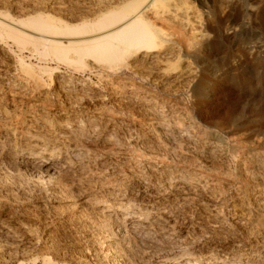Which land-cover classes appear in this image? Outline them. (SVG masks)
<instances>
[{"label":"rangeland","instance_id":"obj_1","mask_svg":"<svg viewBox=\"0 0 264 264\" xmlns=\"http://www.w3.org/2000/svg\"><path fill=\"white\" fill-rule=\"evenodd\" d=\"M35 1L26 0L27 4L31 5ZM54 1L37 0L36 2L46 6L48 14L58 17L60 15L56 13H61L62 17L65 16L64 18L72 21L79 14L91 13L96 6L95 0H61L62 2L56 0L53 3ZM204 1V5H200V2L196 0L190 1L194 10L200 12L202 20L201 31L196 37H192L190 34L192 38L189 39V33H180V36L176 33L177 30H174L176 29L174 26L166 28V32L171 33L169 38L179 45V51L181 50L178 52L180 61H184L186 64L190 63L191 70L194 72L188 79L189 82L183 83L188 85L182 84L179 87L178 85L172 87L168 85L169 87L165 86V88L161 84V78L158 79L160 74L158 70H155L157 67L155 65H152L150 70L148 67L147 72L144 70L145 68H138L134 71L136 68L124 66L115 69H107L101 66L93 69H78L52 59L42 63L37 58L30 60V53L28 51L23 53V56L28 58L26 60L35 65L41 63V65L48 64L47 66L51 68L59 67L57 69L59 74L56 73L59 78L55 77L52 80L49 72L41 73V76L45 74L42 77L44 88L51 92L53 101L56 102L54 93L58 90L59 85L57 84L62 77L72 79L75 85L83 84V94L81 92V95L76 97L72 111L80 112L83 119L87 120L85 122L86 131L84 132L85 138L87 137L86 141L84 140L81 154L78 157L76 152L71 151L70 156L66 155L68 160L62 155L53 160L55 174L51 180L42 179L45 184H42L43 181H40L36 176L35 163L32 161L24 162V157L21 154H14L23 138L20 133L29 127L28 123H31V113L27 109L26 102L29 98L33 99L41 95L33 80L24 74L19 66L20 49L12 43L5 46L0 42V130L2 129L0 131V146L3 148L0 150L3 151L0 152V178L2 179V181L0 179V225L3 223L6 226L19 228V235L22 236V238L19 236V239L22 240L20 249H13L14 251L10 249L9 253L11 251L12 254L15 253L11 255L6 252L4 256L7 258L3 256L5 259L11 257V260L15 261L4 260V258L1 260L2 255H0V264H21V261H23L22 264H44L42 251L47 246L52 247L51 253L47 255L52 260L51 264H79L84 261L83 264H113V262L106 261L107 258L98 253L97 249L95 251L96 247L92 241L94 240L92 236L98 230L96 224L98 215L94 209H91L89 199L98 200L102 207L104 205L103 200L111 197L110 193L115 184L122 185V191L116 194L117 199L130 204L132 207L129 209V214L138 217L135 218L134 224H136L137 229L133 235V241L139 244L134 256L135 259L132 258L135 264H139V262L144 264L145 259L155 254H188L202 263L211 259V264H246L249 261L264 264V256L261 254V256H256L257 258L253 259L255 254L252 252L258 248L264 251L259 242L262 236L257 232V222L253 221L261 213L260 217H264V208L258 209L256 207V202L260 198L256 185L264 182L262 177L264 174V2L258 4L255 11L248 12L246 5L250 0ZM52 3L55 5H51ZM69 10H73L70 11L73 16L75 13L76 15L73 17ZM67 15L72 16L73 19L67 18ZM183 34L186 36L184 37ZM184 42L188 44L189 48ZM70 85L69 88L67 86L65 88L71 90L74 84ZM174 88L177 89V92ZM128 94L138 96L139 99L145 96L146 98L153 97L159 101L158 111L161 109L160 112H163L162 121L167 128L166 135L162 134L160 140L149 139L152 132H148L150 131L148 127L153 121L151 118H155V115H152L149 110L145 111L146 102L141 99L134 100ZM103 102H107L110 106L118 104L116 107L119 112H116L115 120H106L100 117L98 109L103 106ZM148 106L151 107V104ZM7 110L12 115L10 119H7ZM54 112H56L55 107L52 110V113ZM187 114L189 119L186 118ZM27 117L29 118L27 119ZM7 124L10 127L17 126L18 134L9 132ZM33 126L38 128L40 124L34 123ZM186 128L189 129L188 133L185 131ZM178 129H181V133L191 134V140H187L185 137L186 141L176 134ZM91 133L92 135H90ZM171 137L173 138L172 141ZM107 138L114 141L119 138L116 141H119L120 144L117 142L112 145ZM234 140H238L240 143L234 145ZM243 142L246 143L243 144ZM163 143L165 144L163 145ZM118 144L122 147H119ZM212 149L213 153L209 154ZM176 153L179 155L177 156ZM244 158L247 159L246 163ZM28 164L29 166H27ZM203 166L205 167L203 168ZM135 167H138V175L141 176L137 185L133 184L131 174ZM262 172L263 174H261ZM177 173L179 175L182 173V176L186 173L184 174L185 177L198 176L197 178H201L200 180L203 182L208 179L209 181L201 184L203 186L209 185L203 190L198 188L195 199L183 204L184 201L176 199L172 193L175 185L180 186L181 184L179 179L175 177ZM4 175L8 176V179ZM207 175L209 177L205 178L204 176ZM60 187L65 190H61ZM65 191H68L72 196L71 200L76 202L78 209L76 207V209L65 208L68 206L69 200L64 196ZM210 192L215 193L213 195ZM149 196L153 199L151 201L154 205L144 206L143 201ZM99 197L100 199H98ZM242 204L244 207L241 206ZM247 204L251 208L254 207L250 211L253 216L245 210L248 207ZM86 206H88V210L79 213L78 210L81 211ZM147 211H150L151 214ZM157 211L162 213L163 220H165V216L170 215L169 223L167 221L153 223L154 213ZM73 214L78 215L81 219L71 217ZM213 214L219 215L218 218H215ZM69 215L71 216L68 219ZM92 217L96 218L92 219ZM246 220L248 221L246 222ZM250 227L252 229V232L249 231L251 237L248 234V229L251 230ZM170 231L172 234L168 236ZM29 241H32L31 246ZM24 246L26 249L22 251ZM42 246L43 250L40 249ZM158 246L160 247L158 248ZM27 247H31L32 250ZM21 248L23 249L21 250ZM27 249L32 252L29 253L30 251ZM23 252L28 253L26 255ZM21 253L24 254L23 257L20 256ZM76 258L81 261L78 262Z\"/></svg>","mask_w":264,"mask_h":264},{"label":"bare ground","instance_id":"obj_2","mask_svg":"<svg viewBox=\"0 0 264 264\" xmlns=\"http://www.w3.org/2000/svg\"><path fill=\"white\" fill-rule=\"evenodd\" d=\"M36 1H35V3L33 2L34 4L32 3V5H31L29 3L27 4L26 0H0V42H1L2 45H5V46H7V45L9 46L10 43H12L16 47H18V49H20L21 54L18 57L19 58V66H20L22 72L24 74H26L31 80H33V82H34L37 90L39 91V93L41 95L40 97H37V98H33V99L32 98H29L27 100V102H26L27 109L31 113V118H30L31 121L29 120L31 123H28L27 122L28 125H29V127L26 128L25 130H22V128L20 127L21 130H22V133H20V134L22 135L23 138H22L21 142L19 143L20 146L18 145L19 147L16 148L17 151L14 153L15 155L21 154V156L24 157V160H23L24 162L32 161L33 163H35L34 164L35 166L33 165L34 168L37 170V175L36 174L35 175L41 181L42 179L46 180V178H47V179L51 180L53 178V175L55 174L54 173L55 168H54V162H53V160L58 159V156L60 157L62 155V156H65V158H66V155L67 156H70L69 154L71 153V151H73V152H76L77 153V157H78V155L81 154V150H82L81 147H82L83 143L86 141L85 139L87 138V137L85 138V135H84L85 134L84 132L86 131L85 122L87 120L85 121L83 119V116H82V114H80V112H77L76 110H75L76 112L75 111H72L73 110V107H74L73 106V103L75 102L76 97L79 94L81 95V92L84 91L83 90V84H76L75 85V83H74V81H72V79H70V78L64 79L62 77L61 79H59V83L57 84V85H59V88L54 93L55 94V97L54 98H56V102H55V101H53L51 99V94H50L51 92H49L46 88H44V82H43L42 77L45 74H42V76H41V73L42 72L43 73L44 72L45 73L46 72H49L51 74L50 77L53 80L55 77L59 78L58 76H56V73H58V70L57 69H59V67L58 68H54V67L51 68V67L47 66L48 64L47 65H41V63L43 61L52 59V60L57 61L58 63L67 64V65L73 66V67L78 68V69H85V68L93 69V68H96L98 66H101V67L107 68V69H115V68H121V67L124 66V67H128V68L129 67L136 68L134 71H136L138 68L139 69L145 68L144 70L146 71V69L148 67H150L149 68V70H150L151 69V66L152 65H155V66H157L155 70H158V73L160 74L159 75L160 77H158V79L161 78V84H162V86L165 87V86H168L169 85V86L172 87V86H177L178 85V87H179V85L182 86V84L184 82H186V81L189 82L188 79L193 75L194 72H193V70H191L192 68L190 67V65H189L190 63L188 61L187 62L189 64L184 63V61L183 62L180 61V59H179L180 56L178 55L179 54L178 52H181V50L179 51V47H178L179 45L176 44L175 42H173L169 38V36L171 37V35H170L171 33L170 34L167 33L166 32V30H167L166 28L167 27L169 28V27L174 26V28L176 27V29L173 28L174 30H177L178 31L180 29L178 32L176 31V33H178V35L180 33H189V36L191 34L192 37H196L199 34V32L201 31L200 29L202 27V20H201L200 14H199L200 12L198 13V11H195L194 10V6L191 5V3H190L191 0H95L96 3L95 2L94 3L96 4V6L93 9V11L91 10L92 11L91 13H88V14H85V13L84 14H79L77 16H75L76 15V13H75L74 16H75L76 19L73 20L74 22L72 20H68V19L64 18L65 16L62 17L61 16V13H56L57 15H60L58 17L57 16H52V15L48 14L46 12L47 11L46 6H43L42 3H37ZM89 1H91V0H89ZM196 1L200 2V5H204V3H205L204 0H196ZM55 2H56V0L53 3H55ZM59 2H62V1L60 0ZM230 2H232V1L230 0ZM262 2H264V0H250V2L247 3V5H246V10L248 12L255 11L256 6H258V4H260ZM47 3H46V5H47ZM53 3L51 5H55ZM83 4H84V2H83ZM90 4H93V3H90ZM60 9H59V11H60ZM65 9H64V12H65ZM57 10H56V12H57ZM70 11H73V10H69V13H70ZM54 13H55V11H54ZM71 15L73 16V13ZM72 16L69 15L67 18L70 17V19H71ZM170 29H172V28H170ZM174 30H173V32H174ZM173 35L174 34L172 33V36ZM180 36H181V34H180ZM185 36L186 35H184V37ZM192 37L190 36L189 39H191ZM176 38H178V37H176ZM179 39H180V37H179ZM185 44L188 47V44L187 43H185ZM185 44H183V45L185 46ZM193 47H195V46H193ZM2 51H1V53H2ZM25 51L26 52L28 51L30 53V55H31L30 58H29L30 60L31 59H34V58H37V59H39L38 61H40L41 63L40 64H37L36 63L37 65H35L32 62H28V60H26L28 58L27 57L25 58V56H23V53ZM4 52H6V51H4ZM4 56H6V55H4ZM174 56H175V58H174ZM6 58H7V56H6ZM9 59H11V58H9ZM6 60H8V59H6ZM154 67H153V69H154ZM138 72H140V71H138ZM1 76L5 77L4 75H1ZM3 77H2V79H3ZM70 84H74L73 87L71 88V90L66 89L65 87L67 86L69 88V85ZM185 84H187V83H185ZM185 84H183V85H185ZM178 87H177V89H178ZM16 88L17 87H15V89ZM135 89H136V87H135ZM177 89L174 88V90H176V92H177ZM82 94H83V92H82ZM129 96H131V95H129ZM131 97L134 100H140L141 99V98L139 99L138 96H136V97L135 96H131ZM141 100L145 101L146 102L145 105L148 107L147 108L145 106L146 107V110L145 111L149 110V112L152 115H155V118H151V120H153V121L150 122V125L148 127L149 130H150L148 132H152V136L149 135V139L152 138L151 140H153V139L160 140V136L162 134L167 133V128L164 126V124H163L164 122L162 121L163 120L162 119V113L163 112L162 111L160 112L161 109H159V111H158V103H159V101L156 100L153 97H147L146 98V96L144 98H142ZM150 104H151V107L148 106ZM116 105L118 106V104H115V106H113V105L110 106V105L107 104V102L106 103L103 102V106H101L98 109V113H99L100 117L103 118V119L105 118L106 120H115L116 119V114H117L116 112L119 110L116 107ZM54 107L56 109V112L52 113V110H53ZM6 113L8 114L7 115V119L8 118L10 119V117L12 116L10 114V111L8 112V110H7ZM150 113H149V115H151ZM188 114L186 115L187 116L186 118L189 119L190 117L188 116ZM28 118L29 117H27V119ZM186 118H183V119H186ZM34 123H36V125L37 124L38 125L40 124V127L35 128L33 126ZM188 124L189 123H187V125ZM3 125H5V124H3ZM7 126H8V124H7ZM94 126H95V124H94ZM188 126H190V125H188ZM191 126H192V124H191ZM7 128H8L7 130L9 132H16L17 133V130H18L17 129V126H13V127L8 126ZM87 131H88V129H87ZM185 131H187V133H188L189 129L186 128ZM193 132H194V130H193ZM184 133L183 132L181 133V129H178V131H177L176 134H178L183 139H185V137H186L187 140H191V134H184ZM191 133H192V131H191ZM20 134H19V136H20ZM83 135H84V137H83ZM90 135H92V133ZM112 137H113V135H112ZM147 138H148V136H147ZM118 139H116V140H118ZM170 139L172 141L173 138L171 137ZM60 140H62V142L59 143ZM163 140H164V138H163ZM108 141H110L112 145H114L117 142L119 143V141H116L115 142L112 139H108ZM214 142H213V144H214ZM192 143H193V141H192ZM238 143H240V141L234 140V145H237ZM245 143L243 142V144H245ZM119 144H118V146H119ZM164 144L165 143H163V145ZM193 144L195 145V143H193ZM160 146H162V145L160 144ZM116 147H117V145H116ZM1 148L2 147L0 146V150H1ZM125 148H127V147H125ZM173 148H174V146H173ZM221 149H222V147H221ZM2 150H3V148H2ZM0 152H3V151H0ZM211 152L213 153V149L209 152V154H211ZM167 155H168V153H167ZM176 155H177V153H176ZM247 156L249 157V155H247ZM244 159H245V163H246V160L247 159L246 158H244ZM249 159H251V158H249ZM67 160H66V163H68ZM168 161H167V163H168ZM252 162H255V161H252ZM166 165L168 166V164H166ZM27 166H29V164ZM67 166L69 168V165H67ZM194 166H192V167H194ZM249 166H250V164H249ZM189 167H190V164H189ZM204 167L205 166H203V168ZM34 168H32V169H34ZM137 168L136 167L133 168V171L131 172V174H132V182H133V184H136V185L140 182V177H141V176L138 175V172L139 171H138ZM2 169H1V171H2ZM35 169H34V171H35ZM56 170H58V169L56 168ZM188 170H190V169H188ZM250 170H252V169H250ZM7 171H6V173H7ZM182 171H184V170H182ZM193 171H194V169H193ZM176 172H177V170H176ZM186 172H187V169H186ZM184 174H186V173H184ZM184 174L182 176V173H181V175H179L177 173V176H175V177L177 179H179V181L181 182V184H180V186H176L175 185V187L173 188V191L171 190L172 193L174 194V197L176 199H182L184 201V202H182L183 204L184 203H187V202H190V201H193L195 199V196L197 195L196 190H198V188H199V190H200V188L203 190V188H205L207 185H209V184H207V185L203 186L201 184L203 181L200 180L201 178L200 179L197 178L198 176L197 177H192V176L185 177ZM245 174H246V172H245ZM253 174H256L257 175V173H254V172H253ZM261 174H263V172ZM6 175H4V176H6ZM173 175H174V173H173ZM198 175H200V174H198ZM202 175H201V177H202ZM226 175H229V174H226ZM248 175H249V173H248ZM6 177L8 179V176H6ZM204 177L206 178V177H209V176L207 175V176H204ZM227 177H229V176H227ZM262 177L264 178V174L262 175ZM117 179L119 180V178H117ZM253 179H254V177H253ZM44 180H42L43 181L42 184H45V181ZM170 180H173V179H170ZM174 180H176V179H174ZM1 181H2V179H1ZM115 181H113V182H115ZM207 181H209V180L208 179L205 180V182H207ZM113 182H112V184H113ZM205 182H203V183H205ZM119 183H120V181H119ZM169 183L171 185V182H169ZM38 184H40V183H38ZM260 186H262V188H259ZM121 187H122L121 184H115L114 185V187L112 188L113 191L110 193L111 194V197L109 199L103 200L104 205H102V207L99 205L100 202H98V200H94V199L91 200V198L89 199L90 200L89 204L91 206V209H94L95 213L98 215V217H97L98 219L96 221V224L98 226V230H97L98 232L95 231L96 234H94L92 236L93 239H94L92 241H94V244H95V247H96L95 248V251L97 249L98 250V253H101L105 258H107L106 261H108V262L110 261V263L113 262V264H135L132 260L135 259L134 256L136 254V251L139 248V244L136 241H133V235L135 234V231L137 229L136 224H134L135 218H138V217L137 216L135 217V215H130L129 214V209L132 207L130 204H127L126 201H125L126 203H124L123 201L118 200L119 198L117 199L118 196L116 194H118L119 192L122 191V188ZM257 187H258L257 191L259 193V197L260 198L256 202L257 203L256 204V207L258 209L259 208L260 209H263L264 208V182L262 184H257L256 185V188ZM159 188H162V187H159ZM62 189L63 188H61V190ZM153 189H154V187H153ZM213 189H216V188H213ZM55 190H54V193H55ZM63 190H65V189H63ZM202 190H201V192H202ZM215 192H213V193H215ZM255 192H256V189H255ZM210 193L213 194L212 192H210ZM64 194H65L64 196H66L67 198H69V200H68V206L67 207L65 206V208L76 209L78 206L76 207V202L73 201V200H71V197L72 196H70L69 192L68 191H65ZM62 197H63V195H62ZM98 199H100V197ZM151 200H153V199L150 198V196H149V198H145V200L143 201L144 206L145 205L147 206V205L152 204L153 202ZM242 202H243V200H242ZM152 205H154V204H152ZM241 206L244 207L243 204ZM247 206H248V204H247ZM87 207L88 206L82 208L81 211L78 210L79 213L80 212L82 213V211L88 210ZM253 208H251L250 205H249L248 207L245 208V210L247 212H249V214H252V216H253V213H250L251 209H253ZM67 211H68V209H67ZM147 212L150 213V211H147ZM142 213H145V212H142ZM149 213H146V215H149ZM260 213H259V215H260ZM88 214H90V213H88ZM261 215H262V213H261ZM70 216L71 215L68 216V219H69ZM94 216H96V215H94ZM213 216L215 218H218L219 215L213 214ZM260 216L257 217L256 220H253V221H256L257 222L256 223L257 224V229H258L257 232H259V234H261V236H262V239L260 241L259 240L258 241L260 242L261 247L264 249V217L261 218ZM71 217H73V218L74 217L80 218L76 214H73ZM84 217H86V216H84ZM169 217H170V215L167 216V217L165 216V220H163L162 213L160 214L157 211V212L154 213L153 223H159L160 221H167L169 223V221H170V218ZM94 218H96V217H94ZM94 218L92 217V219H94ZM75 220H77V219H75ZM249 220H251V219L249 218ZM69 221H71V220H69ZM247 221L248 220H246V222ZM92 222H93V220H92ZM245 224L247 225V223H245ZM86 225H87V223H86ZM91 225H92V223H91ZM151 226H152V223H151ZM13 227L6 226L3 223H1V225H0V255H2L1 260L4 257H6L4 255H5L6 252L9 253L10 249H12V250L13 249H15V250H19L20 249L22 240L19 239V236H21V235H19V228L17 229L16 227L15 228H13ZM85 227L87 228V226H85ZM94 227H95V225H94ZM250 229H251V227H250ZM254 229H256V228H254ZM249 231L252 232V229L251 230L248 229V234L250 235L251 233ZM245 232H246V230H245ZM146 233H145V235H146ZM171 234H172V232L170 231L168 233V236L171 235ZM248 234H247V236H248ZM22 235H24V234H22ZM252 235H254V234L252 233ZM134 237H136V236H134ZM250 237H251V235H250ZM21 238H22V236H21ZM142 238H140V239H142ZM32 240H34V239H32ZM159 242H160V240H159ZM30 243H32V241H29V245H30ZM43 246L40 249L43 250ZM56 246H57V244H56ZM159 247L160 246H158V248ZM22 249L23 248H21V250ZM25 249H26V247L22 251H25ZM28 249H31V247L28 248ZM51 249H52V247L47 246L45 248V250L42 251L44 264H51L52 263L51 258L47 256V255H49L51 253L50 252ZM56 249H58V248H56ZM28 251H30V250H28ZM35 251H33V252L35 253ZM31 252L32 251H30L29 253H31ZM252 252H254V254H255V255H253V259L256 256H261V254L264 256V254H263L264 251L261 250V249H259V248L256 251H253L252 250ZM23 253H25V252H23ZM27 253H25V254L27 255ZM39 253L41 254V252H39ZM9 254L13 255L12 254V251ZM22 255L24 256V254L21 253L20 256H22ZM96 255H98V254H96ZM137 255H138V253H137ZM99 256H101V255H99ZM14 258H16V257H14ZM4 260H9L10 261L11 260V257L9 259H5L4 258ZM22 260L25 261V259H22ZM76 260H78V262L81 261L78 258H76ZM11 261H15V260H11ZM232 261H233V259H232ZM22 262L23 261H21V264H22ZM58 262H60V261H58ZM84 262H80L79 264H81V263L83 264ZM138 262H139V260H138ZM139 264H140V262H139ZM144 264H211V259H207L204 263H202V262L198 261L196 258H194L193 256H190L188 254H181V255H170V254L169 255H156L155 254L152 257H149L148 259H145L144 260ZM246 264H256V263H251V261H249Z\"/></svg>","mask_w":264,"mask_h":264}]
</instances>
